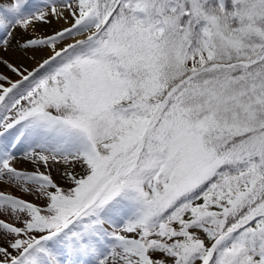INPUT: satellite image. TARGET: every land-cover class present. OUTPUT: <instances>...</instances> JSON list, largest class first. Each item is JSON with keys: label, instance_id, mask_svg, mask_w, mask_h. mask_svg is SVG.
<instances>
[{"label": "snow or ice", "instance_id": "6c2138e0", "mask_svg": "<svg viewBox=\"0 0 264 264\" xmlns=\"http://www.w3.org/2000/svg\"><path fill=\"white\" fill-rule=\"evenodd\" d=\"M0 68V264H264V0H7Z\"/></svg>", "mask_w": 264, "mask_h": 264}, {"label": "rangeland", "instance_id": "374dc122", "mask_svg": "<svg viewBox=\"0 0 264 264\" xmlns=\"http://www.w3.org/2000/svg\"><path fill=\"white\" fill-rule=\"evenodd\" d=\"M7 0H0V3H6ZM38 2V0H37ZM47 31H50L51 29H45ZM11 52L7 53L6 55L8 56V58L13 61V62H16V56L14 54H10ZM12 55V56H11ZM25 63H32V62H25ZM0 71H5L4 69L0 68ZM18 167H21V168H30L31 166L26 164V163H21L19 165H17ZM53 175L54 176H57V172L56 170H53ZM58 178V176H57ZM18 195H21V193H17ZM26 199H31V197H25Z\"/></svg>", "mask_w": 264, "mask_h": 264}, {"label": "bare ground", "instance_id": "6f19581e", "mask_svg": "<svg viewBox=\"0 0 264 264\" xmlns=\"http://www.w3.org/2000/svg\"><path fill=\"white\" fill-rule=\"evenodd\" d=\"M55 26V25H54ZM11 54V53H10ZM12 56V55H11ZM25 62H31V61H25Z\"/></svg>", "mask_w": 264, "mask_h": 264}]
</instances>
